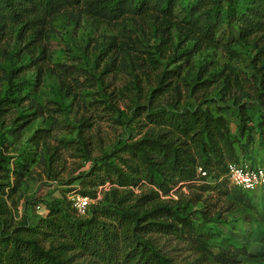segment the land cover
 <instances>
[{
	"label": "rangeland",
	"instance_id": "obj_1",
	"mask_svg": "<svg viewBox=\"0 0 264 264\" xmlns=\"http://www.w3.org/2000/svg\"><path fill=\"white\" fill-rule=\"evenodd\" d=\"M34 3L41 33L15 29L0 48V99L9 101L0 110L1 235L35 227L51 201L82 194L92 161L157 131L150 111L207 107L227 126L226 159L264 157V30L242 34L255 0L87 1L48 12L45 0ZM164 182L158 197L148 183L112 193L108 183L98 187L88 216L104 192L121 206L96 211L114 232L115 250L109 260L97 235L67 252L68 264H123L143 244L137 235L170 264H264L261 190L227 180L212 189L201 180ZM158 206L175 210L190 230L135 235L121 216Z\"/></svg>",
	"mask_w": 264,
	"mask_h": 264
},
{
	"label": "trees",
	"instance_id": "obj_2",
	"mask_svg": "<svg viewBox=\"0 0 264 264\" xmlns=\"http://www.w3.org/2000/svg\"><path fill=\"white\" fill-rule=\"evenodd\" d=\"M87 1L106 2L112 6L126 0H117L113 4L109 0H45L44 12L61 4L76 8ZM142 1L139 0V4ZM255 2L257 7L254 13L242 27L243 35L264 30V0ZM43 21L34 0H0V48L5 35L15 29L22 35H39ZM30 41L26 45L29 46ZM7 106L9 101L4 96L0 99V110H5ZM146 117L157 127V131L149 132L132 142L119 143L118 148L104 154L99 165L92 161L87 172L81 175L84 178L90 177L81 195L96 197L98 187L106 183L110 185L111 193L117 192L116 187H138L148 183L153 187L152 194L158 197L165 186L164 179L173 181V185L201 180L206 188L212 189L219 181H226V164L239 160L225 158V152L231 151L227 126L222 116H212L207 107L184 112L150 111ZM111 156L115 157L116 162L109 160ZM198 167L206 171V176H198ZM209 178L212 183L208 182ZM107 194L104 192L103 198L96 203L97 209L89 216V211L84 216H78L70 200L65 197L47 204L46 215L35 227L21 226L9 235L0 234V264H68L65 254L85 247L86 242L97 235L103 238L104 251H108L111 260L115 250L114 232L96 211L105 213L109 208L114 210L121 206L109 202ZM128 194L131 192L128 191ZM135 208L138 206L135 205ZM125 214L133 224L135 235L149 232L177 234L179 230H190L187 219L165 206L152 207L141 214L136 209L126 213L122 211L121 216ZM137 237L143 244L139 249L126 253L123 264H170L155 250L147 249V240H142L139 235ZM41 241L55 242V245L43 248Z\"/></svg>",
	"mask_w": 264,
	"mask_h": 264
},
{
	"label": "built area",
	"instance_id": "obj_3",
	"mask_svg": "<svg viewBox=\"0 0 264 264\" xmlns=\"http://www.w3.org/2000/svg\"><path fill=\"white\" fill-rule=\"evenodd\" d=\"M199 177L206 176V171L200 167L197 168ZM225 177L228 183L245 192H252L261 190L264 193V157L259 161H231L226 164ZM209 183L211 179L209 178ZM105 186V185H104ZM102 187H100L101 189ZM100 191L97 192L99 194ZM71 207L78 216L87 214L90 206V199L88 196H83L79 193H73L69 197Z\"/></svg>",
	"mask_w": 264,
	"mask_h": 264
}]
</instances>
